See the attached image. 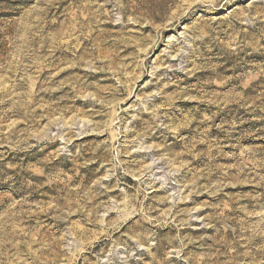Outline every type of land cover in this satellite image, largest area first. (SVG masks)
<instances>
[{"label": "rangeland", "instance_id": "obj_1", "mask_svg": "<svg viewBox=\"0 0 264 264\" xmlns=\"http://www.w3.org/2000/svg\"><path fill=\"white\" fill-rule=\"evenodd\" d=\"M0 264H264V0H0Z\"/></svg>", "mask_w": 264, "mask_h": 264}]
</instances>
